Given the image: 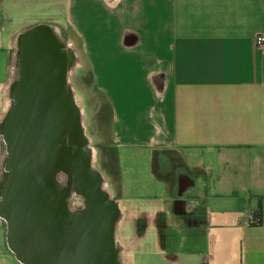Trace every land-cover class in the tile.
Masks as SVG:
<instances>
[{"label":"crops","instance_id":"obj_1","mask_svg":"<svg viewBox=\"0 0 264 264\" xmlns=\"http://www.w3.org/2000/svg\"><path fill=\"white\" fill-rule=\"evenodd\" d=\"M33 30L109 115L92 166L119 263L264 264V0H0V133ZM6 233L0 217V264H20Z\"/></svg>","mask_w":264,"mask_h":264},{"label":"water","instance_id":"obj_2","mask_svg":"<svg viewBox=\"0 0 264 264\" xmlns=\"http://www.w3.org/2000/svg\"><path fill=\"white\" fill-rule=\"evenodd\" d=\"M39 30L21 38L22 51ZM49 42L54 41L43 34ZM70 60L66 56L64 62ZM8 167V165H7ZM9 169V168H8ZM34 162L24 163L7 174L3 185L0 217L6 222V242L20 264H119L113 233L117 213L115 202L97 188L90 194L82 183L84 208L72 215L62 198L63 190ZM96 182H101L95 176Z\"/></svg>","mask_w":264,"mask_h":264},{"label":"flooded vegetation","instance_id":"obj_3","mask_svg":"<svg viewBox=\"0 0 264 264\" xmlns=\"http://www.w3.org/2000/svg\"><path fill=\"white\" fill-rule=\"evenodd\" d=\"M67 55L63 46L49 42L43 34H36L29 40L12 75L10 99L2 125L3 142L8 151V173H15L29 161L43 170L50 166V176L61 190L60 179L54 172L56 151H72V145L80 139L79 110L67 80L68 63L64 62ZM82 142L80 146L86 160L78 161L77 165L75 161L74 166L86 190L96 196L97 188L102 190V183L96 182L95 176L99 175L92 169L90 147L84 140ZM78 147L74 148L78 150ZM80 190L82 192V187ZM70 199L73 197L69 195L64 198L68 212L77 213L84 208L71 207Z\"/></svg>","mask_w":264,"mask_h":264},{"label":"rangeland","instance_id":"obj_4","mask_svg":"<svg viewBox=\"0 0 264 264\" xmlns=\"http://www.w3.org/2000/svg\"><path fill=\"white\" fill-rule=\"evenodd\" d=\"M68 56L70 57V61H68L67 64V80L70 85L69 88L72 91V95H75L77 107L79 110V129L81 137L80 139H78L79 142L76 141V145H72V151L64 149L56 151L57 164L54 167L55 169H53L60 179L59 183L62 185L65 194L69 195V198L73 197V199H70L69 201L72 202L71 207L82 208L84 206L85 199L83 198V193L80 189L81 184L84 183V180L77 174V169H75L74 163L76 161L77 165L78 161H82L83 163L86 160L84 158L85 151L80 146V144H83L82 140H84L86 144L89 145L91 156H93V158L91 157V160H94V128L98 133L97 140L100 142V146H102L100 136H102V133L104 131L107 132L106 128L109 122V115L105 111L106 108H104V104L102 102H98V98L93 92L89 71H87L83 64L77 63L74 55L70 53L68 54ZM14 71L12 72V75ZM92 123L93 125L91 126ZM3 139L5 140L4 133L2 131L0 133V154H2L5 149L2 142ZM78 145L81 149L78 147L79 149L77 150V148L74 147H77ZM93 168L94 167L92 166V169ZM116 256L118 258L117 253Z\"/></svg>","mask_w":264,"mask_h":264},{"label":"built area","instance_id":"obj_5","mask_svg":"<svg viewBox=\"0 0 264 264\" xmlns=\"http://www.w3.org/2000/svg\"><path fill=\"white\" fill-rule=\"evenodd\" d=\"M255 43L257 46H263L264 45V36H257L255 38ZM260 223H261L260 219L257 216H255V215L251 216L250 222H249V224L251 226H259Z\"/></svg>","mask_w":264,"mask_h":264},{"label":"bare ground","instance_id":"obj_6","mask_svg":"<svg viewBox=\"0 0 264 264\" xmlns=\"http://www.w3.org/2000/svg\"><path fill=\"white\" fill-rule=\"evenodd\" d=\"M79 137H81L80 129H79ZM52 176H53V175H52ZM62 201L65 203V201H64L63 198H62ZM65 204H66V203H65ZM70 212H71L72 215H74V216L76 215V213H74L73 211L70 210ZM118 262H119V261H118ZM119 264H120V263H119Z\"/></svg>","mask_w":264,"mask_h":264},{"label":"trees","instance_id":"obj_7","mask_svg":"<svg viewBox=\"0 0 264 264\" xmlns=\"http://www.w3.org/2000/svg\"><path fill=\"white\" fill-rule=\"evenodd\" d=\"M261 222V221H260Z\"/></svg>","mask_w":264,"mask_h":264}]
</instances>
